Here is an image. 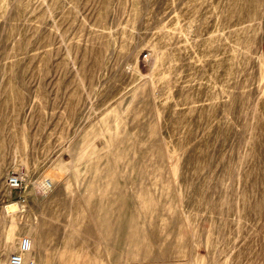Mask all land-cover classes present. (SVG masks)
Here are the masks:
<instances>
[{"label":"rangeland","instance_id":"obj_1","mask_svg":"<svg viewBox=\"0 0 264 264\" xmlns=\"http://www.w3.org/2000/svg\"><path fill=\"white\" fill-rule=\"evenodd\" d=\"M24 236L33 264H264V0H0V264Z\"/></svg>","mask_w":264,"mask_h":264},{"label":"bare ground","instance_id":"obj_2","mask_svg":"<svg viewBox=\"0 0 264 264\" xmlns=\"http://www.w3.org/2000/svg\"><path fill=\"white\" fill-rule=\"evenodd\" d=\"M100 220L104 221L103 233L112 246L129 245L131 249L129 248L130 250L126 252V256H134L137 253L142 256L145 253L146 245L144 243L146 237L142 231L137 229L131 236L128 235V232L126 233L125 223H121L117 228H112L107 215L101 217ZM115 256H118V254L115 253Z\"/></svg>","mask_w":264,"mask_h":264},{"label":"built area","instance_id":"obj_3","mask_svg":"<svg viewBox=\"0 0 264 264\" xmlns=\"http://www.w3.org/2000/svg\"><path fill=\"white\" fill-rule=\"evenodd\" d=\"M6 187L11 191L22 189L24 176L21 172H12L6 177ZM31 240L29 237H22L19 240L17 249L9 257V264H33L32 261L25 262L24 256L30 251Z\"/></svg>","mask_w":264,"mask_h":264}]
</instances>
